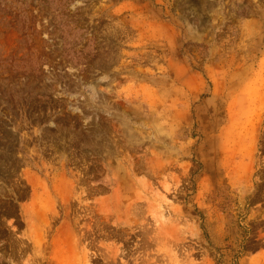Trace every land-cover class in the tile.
<instances>
[{
  "label": "rangeland",
  "instance_id": "374dc122",
  "mask_svg": "<svg viewBox=\"0 0 264 264\" xmlns=\"http://www.w3.org/2000/svg\"><path fill=\"white\" fill-rule=\"evenodd\" d=\"M0 264H264V0H0Z\"/></svg>",
  "mask_w": 264,
  "mask_h": 264
}]
</instances>
